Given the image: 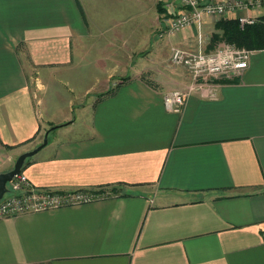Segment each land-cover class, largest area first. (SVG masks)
Wrapping results in <instances>:
<instances>
[{
  "label": "crops",
  "instance_id": "0c3cea01",
  "mask_svg": "<svg viewBox=\"0 0 264 264\" xmlns=\"http://www.w3.org/2000/svg\"><path fill=\"white\" fill-rule=\"evenodd\" d=\"M160 13L153 0H0V165L58 125L23 170L33 187L107 192L1 218L0 264H264V47L168 111L163 94L190 76L149 62L196 49L197 29L155 41ZM240 15L264 6L205 17L201 33Z\"/></svg>",
  "mask_w": 264,
  "mask_h": 264
},
{
  "label": "built area",
  "instance_id": "2783aa9c",
  "mask_svg": "<svg viewBox=\"0 0 264 264\" xmlns=\"http://www.w3.org/2000/svg\"><path fill=\"white\" fill-rule=\"evenodd\" d=\"M165 0H162V2ZM180 10L170 9V3L164 7L173 16L168 18L164 31L159 37L172 35L194 25L197 29L198 42L202 41L201 26L205 17H223L236 10L257 9L264 6V0H177ZM241 28L257 22L250 15L237 16ZM252 51L245 46L225 40L219 41L211 51L187 49L174 46L170 51L173 65L184 67L189 82L163 94V104L168 111L179 112L185 97L194 90L204 92L216 80L241 75L248 66ZM212 89V88H211ZM212 94V92H211ZM7 191L0 199V219L25 212L41 211L62 206L87 203L106 196L100 189L47 190L33 187L27 175L20 171L6 184Z\"/></svg>",
  "mask_w": 264,
  "mask_h": 264
},
{
  "label": "trees",
  "instance_id": "16d2710c",
  "mask_svg": "<svg viewBox=\"0 0 264 264\" xmlns=\"http://www.w3.org/2000/svg\"><path fill=\"white\" fill-rule=\"evenodd\" d=\"M162 3V0H158L157 2V9L159 12L165 11ZM215 28L218 31L211 35L209 43L211 44V47H214L221 40L245 46L249 49L264 47V19L259 18L257 19V22L241 28L236 18H220L215 22ZM56 127H58V125H55V128ZM51 130L52 128L50 131ZM6 147L10 146L6 145ZM28 163L29 158H26L22 170H24ZM113 190L115 191L114 188Z\"/></svg>",
  "mask_w": 264,
  "mask_h": 264
},
{
  "label": "rangeland",
  "instance_id": "374dc122",
  "mask_svg": "<svg viewBox=\"0 0 264 264\" xmlns=\"http://www.w3.org/2000/svg\"><path fill=\"white\" fill-rule=\"evenodd\" d=\"M153 1H154V5H156V3H157L158 0H153ZM169 3H171L170 4L171 11L179 8L178 7V3L175 0H170ZM163 6H164V1H163ZM164 9H165V11L163 13H160L159 15H157L158 16V19L160 21H162L163 23H164V20L167 17L169 18V17H172L173 16L171 13H169L168 9H166V8H164ZM155 16H156V14H155ZM164 28H165V24L162 25V26H160V27H156L154 29V31L152 32V34H153V37H152L153 40L157 41L159 39H162V37H160V38H158V37H159V33L162 32V31H164ZM216 31H218V30H216V28H215V26L213 24L212 25V28H209V29L205 30L204 33H202V41H201L200 44L198 42V34H196L197 37L195 36V38H191V42L188 43V45L186 47H189V48H195L196 47V49H199V47H200L203 51L208 52L209 47H211V44H209L210 43L211 35H212V33L216 32ZM174 46H177V45H175V44L170 45L168 47V49H164L161 52V55L154 57V59L153 60H150L149 63L151 65H164L166 67V69L171 74H174L173 71H175V73H178V71L180 70L179 67L173 65L171 63V61H170V58H169L170 57L171 48L174 47ZM181 47H183V46H181ZM147 50L141 51V53H139V57H141V59L143 58V56H141V55H147V53H148ZM41 142H42V140H41ZM13 165H14V163L11 165V167L10 166L8 167V166H2V165H0V172L7 171V170L11 169L13 167ZM5 167H7V168H5Z\"/></svg>",
  "mask_w": 264,
  "mask_h": 264
},
{
  "label": "water",
  "instance_id": "95a60500",
  "mask_svg": "<svg viewBox=\"0 0 264 264\" xmlns=\"http://www.w3.org/2000/svg\"><path fill=\"white\" fill-rule=\"evenodd\" d=\"M51 128L53 129L55 128V126H52ZM50 129L45 131L42 142L39 145H37L35 148L31 150H28V151H25L19 154L11 169L0 172V199L2 198L4 193L7 191V187H6L7 182L10 181L15 174H17L18 172L22 170L26 158H30L31 156L36 154L41 148L47 145L48 134H49Z\"/></svg>",
  "mask_w": 264,
  "mask_h": 264
}]
</instances>
